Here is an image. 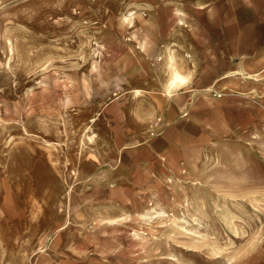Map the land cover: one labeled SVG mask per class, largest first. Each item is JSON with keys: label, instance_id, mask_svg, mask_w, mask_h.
<instances>
[{"label": "rangeland", "instance_id": "374dc122", "mask_svg": "<svg viewBox=\"0 0 264 264\" xmlns=\"http://www.w3.org/2000/svg\"><path fill=\"white\" fill-rule=\"evenodd\" d=\"M0 264H264V0H0Z\"/></svg>", "mask_w": 264, "mask_h": 264}, {"label": "clouds", "instance_id": "9594fccd", "mask_svg": "<svg viewBox=\"0 0 264 264\" xmlns=\"http://www.w3.org/2000/svg\"><path fill=\"white\" fill-rule=\"evenodd\" d=\"M190 77H179V76H174L170 81H169V88H174L177 87V81H180L181 83L186 84Z\"/></svg>", "mask_w": 264, "mask_h": 264}, {"label": "bare ground", "instance_id": "6f19581e", "mask_svg": "<svg viewBox=\"0 0 264 264\" xmlns=\"http://www.w3.org/2000/svg\"><path fill=\"white\" fill-rule=\"evenodd\" d=\"M175 76H179V77H186V76H184V75H182V73H179L178 72V70L177 71H175ZM174 77V76H173ZM180 81H177V84L179 83Z\"/></svg>", "mask_w": 264, "mask_h": 264}]
</instances>
